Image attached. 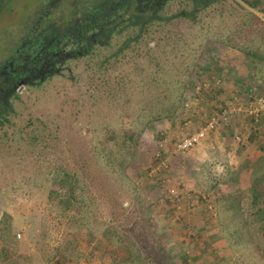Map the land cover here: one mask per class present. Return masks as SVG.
<instances>
[{
    "label": "rangeland",
    "instance_id": "1",
    "mask_svg": "<svg viewBox=\"0 0 264 264\" xmlns=\"http://www.w3.org/2000/svg\"><path fill=\"white\" fill-rule=\"evenodd\" d=\"M227 5L119 62H69L14 93L0 126V250L10 231L18 246L0 264H264L251 189L264 176V107L247 113L264 100V12ZM26 12L3 16L0 36L22 38Z\"/></svg>",
    "mask_w": 264,
    "mask_h": 264
},
{
    "label": "trees",
    "instance_id": "2",
    "mask_svg": "<svg viewBox=\"0 0 264 264\" xmlns=\"http://www.w3.org/2000/svg\"><path fill=\"white\" fill-rule=\"evenodd\" d=\"M27 1L0 0V19L13 12L18 13L22 8L27 10L21 28L23 38L16 37L18 28L8 32L3 30L0 46L9 43L14 50L5 57L0 49V63L11 55L19 61L23 55L30 58L25 60L26 63L35 66L50 58L51 55H47L50 50L60 48L71 56L63 65L92 57L94 61L101 60V69L107 64L125 59L129 52L153 41L161 28L175 21L196 22L200 15L211 10L220 15L228 12L230 8L227 4L230 1L264 12V0H46L38 5L25 6ZM19 48H22L20 53L17 52ZM63 71L52 77L61 76ZM191 89L194 90L195 85ZM15 98L17 96L13 94L11 99ZM11 107V102H0V126L8 122L7 114ZM251 189L254 192L252 206L255 209L252 217L258 223L264 222V206H260L264 204L261 200L264 196V176L263 180H255ZM178 194L176 198L181 195ZM234 202L239 205L238 199H234ZM61 203L67 204V201L62 199ZM239 210L238 206L236 213ZM262 233L264 235V228ZM5 241L8 246L5 247L3 243L0 259L5 258L6 261L10 251L6 248L18 246V243L11 231Z\"/></svg>",
    "mask_w": 264,
    "mask_h": 264
},
{
    "label": "flooded vegetation",
    "instance_id": "3",
    "mask_svg": "<svg viewBox=\"0 0 264 264\" xmlns=\"http://www.w3.org/2000/svg\"><path fill=\"white\" fill-rule=\"evenodd\" d=\"M20 49L22 48L17 50L18 53H20ZM59 49L55 48L54 50H50L47 54L51 55L50 58H47L45 62H38L35 66L26 63L30 58H25L23 55L19 61L14 57H9L8 60L6 59L3 63L1 62L0 102L9 104V100L19 88L34 86L37 82H43L49 77H52L53 74L65 69L63 63L71 56L66 51L63 52Z\"/></svg>",
    "mask_w": 264,
    "mask_h": 264
},
{
    "label": "built area",
    "instance_id": "4",
    "mask_svg": "<svg viewBox=\"0 0 264 264\" xmlns=\"http://www.w3.org/2000/svg\"><path fill=\"white\" fill-rule=\"evenodd\" d=\"M188 106L189 105H187V107ZM263 107H264V100L262 99L258 100L256 105H251L250 107L251 109H249L247 113L258 118L260 116V112ZM217 124L218 122H216L214 119L213 121L208 122L205 128L201 129L198 133H195L191 136L179 140V142L176 145L177 151L188 152L194 149L200 143V141L207 136L208 132L213 131L216 128Z\"/></svg>",
    "mask_w": 264,
    "mask_h": 264
}]
</instances>
